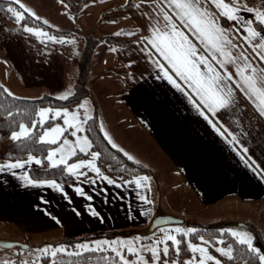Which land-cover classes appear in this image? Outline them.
<instances>
[{
    "label": "crops",
    "instance_id": "obj_1",
    "mask_svg": "<svg viewBox=\"0 0 264 264\" xmlns=\"http://www.w3.org/2000/svg\"><path fill=\"white\" fill-rule=\"evenodd\" d=\"M107 2L110 12H104L101 16L90 13L84 19L85 22L94 21L96 27L108 26L110 29L108 33H101L96 45L90 46L91 53L86 60L88 63L83 76L85 89L81 88L77 97H73L70 87L65 86L66 65L56 54L55 46L50 44L47 46L51 48L50 54L42 56H39L38 51L28 50L26 54L18 56L1 50L0 68H4L6 62L10 64V72L20 88L33 92V89L41 90L43 95L45 92L51 94L48 96L62 94L57 97L60 99L71 93L68 98H75L74 101L70 106L62 107L77 112L84 130L85 121L95 117L107 142L123 155L127 153L125 156L129 160L148 172L126 178L112 177L117 184L111 185L100 179L94 171L78 168V172L84 171L86 174L79 177L72 175L73 183H62L66 196L51 185L31 184L25 179V173L33 179L28 170L41 166L40 160L29 161V157L17 159L25 163L0 170V224H10L16 228L19 235L14 240L21 239L28 245L31 242L51 245L62 238H110L109 234L123 231L145 234L150 232L148 225L156 215L171 214L182 219L188 215L195 222L221 224L228 230L246 232L252 236L253 244L264 253V180L246 164L250 156L264 167V113L261 112L264 105L255 92L251 93V99L244 94V89L237 82L239 73L236 70L237 65L244 63L250 65L243 69L248 74L252 72L251 66L264 69V61L259 59V53L264 52V21L256 19L257 13L264 14V0H220L221 5H229V10L238 9L240 19L236 20L224 16L222 8H218L212 0H205L210 18L228 30L231 44L226 50L237 57L235 62L222 57L219 50L210 52L195 38L187 24L167 5H163V0ZM84 3L89 7L87 0ZM17 4L31 16L35 12L41 18L38 20L43 23L47 21L45 24L51 28L57 22L77 21L76 18L68 17L72 14L69 10L72 8L64 2L62 4L61 0H19ZM157 5L164 6V10L176 22V27L185 32L197 51L205 55L219 72L223 74L226 68L232 73L229 84L234 89L235 100L224 109L218 108V114L213 113L212 120L224 136L211 127L208 119L199 115L192 101L202 105L203 102L159 55L155 45H151L150 40L141 39L151 34L148 17L143 13L152 15L153 26L159 27L164 23L161 15L160 24L156 25L153 9ZM204 6L201 4V7ZM104 14L115 15L101 19ZM249 26L259 35L247 33ZM53 29L59 30L56 27ZM160 30L163 31V27ZM245 35H250L248 41L243 39ZM9 43L5 42L4 47L10 48ZM88 43L91 45L90 41ZM149 45L152 48V60L162 64L180 87L173 85L163 71L146 58L144 47ZM72 59L77 60L76 56ZM221 59H224L223 65ZM129 60L133 64L129 65ZM199 66L202 70L205 68L203 62ZM103 71L107 73L103 74ZM3 74L5 77V69H0V77ZM70 76L73 82L81 76V71L70 70ZM255 82L258 88H264L259 80ZM0 83L5 85L1 79ZM77 105L84 107L77 108ZM203 106L207 108V105ZM85 112L88 113L87 117ZM59 119L62 118L47 120L54 122ZM63 125L64 132L71 135L69 128L72 125H66L65 122ZM104 132L108 133L107 137ZM233 136L236 141L230 144L228 141ZM241 145L248 149L246 155ZM92 150L90 147L85 156H69L68 163L87 159ZM73 151L85 153L78 145ZM7 161H0V164H6ZM141 175L150 178L144 182L148 185L147 189L139 187L133 180L135 176ZM89 178L93 183H89ZM121 180L130 183L121 185ZM77 184L93 197L91 201L87 195L76 192L74 185ZM141 196L146 199L142 200ZM90 203L103 216L102 221L87 209L86 205ZM146 207L151 208L147 217L142 211ZM234 238L240 241L238 237ZM203 245L208 254L206 264H215L210 258L213 256L223 264L218 255L210 250L207 240ZM221 247L226 249L227 244H221ZM212 248L219 255L231 254L228 248L223 253L214 245ZM189 251L190 254L180 262L172 260H176L177 264H185V261L198 264V249L195 253L190 248ZM144 258L151 264V254ZM172 260H169L170 264ZM139 264H143V261ZM157 264H163V261ZM259 264H262L260 259Z\"/></svg>",
    "mask_w": 264,
    "mask_h": 264
},
{
    "label": "snow or ice",
    "instance_id": "obj_2",
    "mask_svg": "<svg viewBox=\"0 0 264 264\" xmlns=\"http://www.w3.org/2000/svg\"><path fill=\"white\" fill-rule=\"evenodd\" d=\"M16 2L19 3V0H16ZM61 3L63 4V0H61ZM212 3L218 8H222L224 16L228 17L229 19H240L238 15V9L231 8L229 10V5H221L220 0H212ZM201 4H205V6L201 7ZM163 5H167L168 8L172 9L179 19L188 25V28L191 30L195 38L200 40L210 52H216L219 50V54L222 57H226L233 62L237 60L236 56L231 55V53L227 52L226 50L227 46L231 44L228 30L220 27L214 18H210V13L208 12L205 0H163ZM163 5H157L153 9V12L156 16V25L160 24L161 15L163 17L164 23L159 27L153 26L152 15H150L148 12L143 13V15L148 17L149 26L151 27V34L149 36L141 37V39L144 41L150 40L151 45H155V50L159 53V55L162 56L163 59L175 69V71L179 74V77L183 78V81L186 82L192 91L196 93V95L203 102V105H207V108H205L201 103H197L195 100L192 101V104L199 115L208 119L211 127L215 129L216 132L220 133L221 136H224V133L221 132V129L217 127V125L213 123L212 120L214 118L213 113L218 114V108L224 109L225 106L231 105L235 100V96L233 94L234 89L229 84V81L232 79V73L228 72L225 68L224 73L222 74L205 55L199 53L195 44H193L188 36L185 35V32L176 27V22L172 19V16H170L168 12L164 10ZM9 9L15 13L16 17L21 16V12L16 11V9L13 8L11 4H9ZM29 11H31V9H29ZM65 11H67V8H65ZM233 13H237V15L234 16ZM32 15L36 16V13L32 12ZM72 18L75 19V16ZM256 19L264 21V14L257 13ZM45 23H47V21H45ZM160 27H163L164 30L161 31ZM53 28H55V25H53ZM27 30L29 32H39L40 35L49 40L56 39L55 36H49L48 33L43 32L42 30H37L35 28H27ZM247 33L251 35H259V33H255L253 28L250 26L247 27ZM128 35H132V33H128ZM60 39L64 43H75V37L68 39L67 37L62 36ZM243 39L248 41L250 39V35H245ZM232 46L235 47V45ZM144 51L147 53L146 58L148 60H152L151 46H145ZM259 59L264 61V52L259 53ZM152 62L156 64L157 69L163 71L164 76H166L173 85L180 87V85L177 84V80L173 78V75H171L162 64L156 62L155 60H152ZM201 62H203L205 65L203 70L199 66ZM128 63L131 65L133 64V61L129 60ZM220 63L223 65L224 59H221ZM249 66V63L237 65L236 70L239 73V79L237 82L240 83L242 89H244V94L246 96L251 99V93L255 92L259 96L261 104L264 105V88H258L255 82L256 80H259L262 84H264V69H258L255 66H251V74L245 73L243 69L248 68ZM0 88H2L7 95L12 96L14 99H20L19 97H16V94L13 93L6 85H0ZM69 95H71V93L64 95L62 99L66 100ZM81 107H84V105H77V108ZM51 111L53 110L50 108H40L36 113L40 117L38 122L43 124L44 121L48 119L47 113ZM261 112L264 113V107H261ZM54 113L56 116H61L63 114V119L66 125H72L77 131L80 130L82 122L77 118V112L71 113V118H69V115L67 114V109L58 108L54 110ZM8 115L11 116L12 114L8 113ZM84 115L87 117L88 113L85 112ZM32 123L35 125L37 121H32ZM101 129H103V125H101ZM61 131H63V129L59 125H56L52 129H45L44 134L39 136V140L41 142H54L55 140L59 139V133ZM30 134L34 135V128L27 127L23 122L19 123L18 131H11L10 133L13 139L26 138ZM73 135H75V132H73ZM104 135L107 137L108 133L104 132ZM108 138L111 140L110 137ZM234 141H236L235 136H233L228 142L232 144ZM65 144H67V141H65ZM76 144L80 147V150L85 153H87L91 147V142L88 140L87 136H77ZM117 147L119 146L117 145ZM241 148H243V152L246 155L248 149L243 145H241ZM55 153H60L58 158L54 156ZM64 153V145H61L60 148H49L47 159L51 161L53 166L63 164L65 166L66 172L69 175L79 177L81 175H85L86 173L84 171L78 172V168L90 169L94 171L100 179L106 181L108 184H117L116 180L108 175H105L102 169L97 166V158L101 155L99 152H91V159L77 160L75 163L67 162V157L73 156L75 154L71 148L67 150L66 155ZM125 155H127V153H125ZM29 161L39 162V158L30 154ZM24 163L25 161L22 160H8L6 164H0V170H3L4 168H14ZM246 164L261 180H264V167H262L260 164H257L250 156L247 157ZM25 179L31 184L51 185L52 188L59 190L61 193H65L62 183H58L55 179L35 180L29 178L27 173H25ZM149 179L150 178L146 175L135 176L133 178L135 184L144 189L148 188V185L144 182L148 181ZM89 183H93L91 178H89ZM127 183H130V181H120L121 185ZM74 187L77 193H80L81 195H87V199L89 201L93 199L91 195H88L84 192V189L80 185L77 184L74 185ZM65 195L67 196L66 193ZM140 198L142 200L146 199L144 196H141ZM41 199H43V197H41ZM86 207L92 215L96 216L101 221L103 220V216H101L100 212L97 211L91 203L87 204ZM142 211L143 215L147 217L151 212V208L146 207ZM49 215H51V213H49ZM190 231L194 232L195 229H190ZM223 231L224 229H221V232ZM228 231L231 232L232 236L238 237L241 243L246 244L248 249L257 253L259 255L260 261L262 264H264V253H261L260 248L253 244V238L250 234L246 232H238L232 229H229ZM175 232L184 233L187 235L185 229L179 226L175 228ZM169 238L175 246V251L179 253L180 248L178 245L181 243V241L177 239L175 234L171 235L170 237H163L165 241H167ZM142 239L145 238L139 235L133 237L116 236L113 238H97L92 240L84 239L74 244V248L78 249L79 252H69L68 254L79 255L88 250H104L113 253L117 258L118 264H139L140 261H143V264H149L148 260L139 255V253L142 251L151 253V264H157V262L160 260L161 251L165 256L168 254V243H164L162 249L156 246L159 241L154 242L151 247H146L144 244H138V242ZM200 239L203 240L204 237L201 236ZM27 247V245L22 246L21 251ZM190 247L194 253L197 249L199 251L200 260L198 261V264H206L208 254L204 245H197L190 242ZM49 249L51 250L50 253ZM219 251L223 253L226 250L221 247ZM65 252V245L56 244L55 247H53L50 244H46L41 249V258L49 254L51 257H56L57 253ZM125 252L129 255H135L136 258L133 260L127 259ZM210 258L215 261V264H220V261L217 260L216 257L213 256ZM13 264H29V261L16 259ZM32 264H39V260L32 262ZM53 264H55V262H53ZM163 264H170V262L168 259H164ZM171 264H177V261L172 260ZM185 264H191V261H185Z\"/></svg>",
    "mask_w": 264,
    "mask_h": 264
},
{
    "label": "trees",
    "instance_id": "obj_3",
    "mask_svg": "<svg viewBox=\"0 0 264 264\" xmlns=\"http://www.w3.org/2000/svg\"><path fill=\"white\" fill-rule=\"evenodd\" d=\"M63 2L70 8H73L76 4L73 0H63ZM9 4H11L16 11L22 10V8L13 0H0V19L2 20L3 26H5V30L9 33L19 34L22 38L29 41V37L25 35L22 29H11L6 27V24L15 18V13L9 9ZM113 15L115 14H104L101 19H105ZM21 21L39 24L57 33L64 32L62 30H56L49 27L47 24L34 18L25 11H23ZM28 50L38 53L37 50L32 48H29ZM38 54L39 56H42V53L39 52ZM106 73L107 71H103V74ZM0 85L2 84L0 83ZM16 97H19L20 99H14L12 96L7 95L2 88H0V161L25 159L31 154L37 156L41 161V166L30 167L28 170L29 175L33 179H55L63 184L73 183V176L66 172L63 164L56 166L46 165V154L50 144L47 142H41L39 140V133L41 128L50 123L52 120H46L43 124H39L36 113L41 106L47 104L50 106H70L75 98H67L65 100L54 96L35 98L21 96ZM8 113H11L12 115L9 116ZM32 121H37V123L32 126V128H34V135L30 134L26 138L8 140L11 131L18 129L19 123L23 122L24 124L31 125L33 124ZM85 131L91 142V149L101 154L97 158L96 162L97 166L102 169L105 175L114 178H126L148 172L146 168L133 163L107 142L98 127L95 117L88 118L85 121ZM85 155L86 153L77 152L71 156V158ZM221 229L224 228L220 226H204L198 228L194 232H190V238L192 240H196L197 237L203 236L209 242L210 250L214 254L218 255L223 264H237L238 262H244L246 264H259V255L257 253L248 249L246 244L235 239L227 232L226 229H224L223 232H221ZM217 237L221 238V244H227V246L230 245V256L219 255L214 251L212 247L215 243H217ZM81 240L82 238H68L66 243H75ZM178 240L181 241L178 245L180 252L177 253L175 251V246L168 241V254L165 256L161 251L159 261H163L164 259H176L180 262L183 257L190 254L184 235L179 234ZM69 252L77 253L79 251L66 250L65 253H57L56 257H52V261H49V256H45L42 259L44 264H53V262H55V264H118L117 258L114 254L104 250H88L79 255H69ZM149 255L150 254L146 255V257H149ZM0 264L7 263L0 261Z\"/></svg>",
    "mask_w": 264,
    "mask_h": 264
},
{
    "label": "rangeland",
    "instance_id": "obj_4",
    "mask_svg": "<svg viewBox=\"0 0 264 264\" xmlns=\"http://www.w3.org/2000/svg\"><path fill=\"white\" fill-rule=\"evenodd\" d=\"M76 4L73 6L71 10L72 14L69 15L68 17L72 18V16H75V18L77 19L76 22L73 23V20L68 21L67 22H57V24H55L56 28H58L59 30H62L64 32L62 33H57L52 31L51 29L41 26L39 24H35V23H30V22H26V21H21V18L23 16V11L19 10V12H21V16L20 17H16L12 20H10L7 24L6 27L11 28V29H22L23 32L25 33L26 36L29 37V41H27L25 38H22L19 34L16 33H8L5 30V26H3L2 20L0 19V51L1 50H7L10 51V54H15V55H23L26 54L28 52L29 48H32L34 50H37L38 52L42 53V54H50V50L51 48L47 47L48 44L55 46V52L57 55H59L61 57V60L63 61V64L65 63L66 68H65V86L66 87H70L69 90H71V93H74L72 96L73 97H77L78 95H80L82 89L84 88L85 85V79L83 78L84 73L86 71V64L88 63L86 60L88 58V56L90 55L91 51H90V46H94L96 45V40H100V35L102 32H107L109 31V27H96L94 21L91 22H85L84 19L90 16V13H92V15L96 14L101 16L104 12H110V10H108V2L107 0H104L103 3L102 0H87L89 2V7H86V4L84 3V0H73ZM35 18H39L37 16H34ZM41 19V18H39ZM81 20V21H80ZM27 26V27H25ZM27 28H35L37 30H42L43 32L48 33L49 36H55L56 39L55 40H49L46 39L44 36L40 35L39 32H29L27 30ZM67 37L68 39H71L73 37H75V43L73 44H68V43H64L61 41L60 37ZM9 41L10 43V48L7 47L5 48V42ZM91 42L90 43L88 42ZM73 56H76V61H74L72 59ZM10 64H8L7 62L4 65V68H0V69H5L6 72V76L4 77V74L0 77V79L5 83V85L13 92L16 94V96H21V97H31V98H35V97H44V96H48L51 94H47V92H45L46 94H42L41 90H35L33 89L35 92H33L32 90H27L25 88H20L18 87V82L17 79L14 78V75L10 72L9 69ZM6 67V68H5ZM70 70L73 72H79L81 71V76H79V78L75 79L72 82V78L70 76ZM25 82V81H22ZM30 83V82H28ZM83 83V86H82ZM73 88H74V92H73ZM82 88V89H81ZM68 89V88H67ZM62 95V94H61ZM61 95L57 96V95H52L55 97H61ZM42 107H46V108H50L53 111L47 113L48 118H54V117H61L62 119L56 120V121H52L53 124H46L41 128V131L39 133V136L44 134V130L45 129H52L54 128L56 125H59L63 131H61L59 133V139L55 140L54 142H47L49 143V148H60L61 145L65 146V155L67 153V150L69 148H71L72 150H74V148L76 147V139L77 136L83 137V136H87L86 131L84 130L82 124L80 126V130L77 131L73 126L71 128H69V132L71 135H69L68 133L64 132L65 126L64 124V119H63V114L61 116H56L54 113L55 109H67V114L69 115V118H71V113L67 107H62V106H50V105H43ZM39 108V109H40ZM74 110V109H73ZM40 120V117L37 115V121ZM47 120V119H46ZM45 120V121H46ZM44 121V122H45ZM39 123V122H38ZM40 124V123H39ZM27 127L32 128L33 124L31 125H27L25 124ZM18 129H16L15 131H18ZM73 132H75V135H73ZM12 136L9 135L8 140H12ZM65 141H67V144H65ZM48 148V149H49ZM90 152H95V151H90ZM60 153H55L54 156H56L57 158L59 157ZM48 156V150H47V154H46V159ZM91 155L89 157H87V159H91ZM67 162H68V157H67ZM47 166H51V161H49L47 159ZM190 216L186 215L183 219L184 222L182 223H174V224H165V225H161L156 227L155 229H153L152 231H150L149 233H135V232H127V231H123V232H119L116 234H109L111 237H116V236H121V237H133L136 235H139L141 237H144L145 239H142L138 242V244H144L146 247H151L154 242L159 241V243L156 245L158 248H163V244L164 243H168V241H170L172 244L173 242L171 241V239L169 238L167 241H165L163 239V237L165 236H171L173 234H175L177 236L178 239V235L182 234L184 235L185 240L187 241V245L188 247L191 249L190 247V242L194 243L197 245H203L206 243V239L204 238L203 240L200 239L201 236L197 237L196 240H192L190 238V229H195L197 230L198 228L204 227V226H220L222 228H224L223 226H221V224H205V223H200V222H195V220L189 219ZM179 226L185 229V232L187 233V235H185L184 233H176L175 232V228ZM226 229V228H224ZM227 232L229 233L228 229H226ZM235 230V229H232ZM19 235V232L16 230L15 227L11 226L10 224H0V241L3 242H15V244L11 245V246H3L0 245V261L1 262H5L7 264H13V262L16 259H23L26 261H29V264H32V262L39 260V264H44L43 259L41 258V249L43 248L44 245H37L35 244V242H31L29 245L24 242L23 240H14V238L16 236ZM231 235V234H230ZM99 238H104V237H99ZM68 238H62L61 240H57L51 243V245L53 247H55L56 244H62L65 245L66 250L70 251V250H77L74 248V244L78 243V242H68L66 243ZM97 239V238H95ZM221 238L217 237V243L214 244V247H216V249H220L221 248V243H220ZM22 241V242H21ZM80 242V241H79ZM23 244H26L28 247L26 249H24L23 251H21V248L23 246ZM174 246V245H173ZM228 248V250H231L230 245L226 247V249ZM225 249V247H224ZM225 249V250H226ZM50 249H49V253H50ZM151 254L150 252L147 251H142L139 253L140 256H145ZM126 258L129 260H133L136 258L135 255H128L125 252ZM49 256V261H52V257L51 255H47ZM45 257V256H44ZM239 264V263H238ZM240 264H244V263H240Z\"/></svg>",
    "mask_w": 264,
    "mask_h": 264
},
{
    "label": "water",
    "instance_id": "obj_5",
    "mask_svg": "<svg viewBox=\"0 0 264 264\" xmlns=\"http://www.w3.org/2000/svg\"><path fill=\"white\" fill-rule=\"evenodd\" d=\"M183 219L173 216L171 214H160V215H156L155 217L152 218V220L150 221L149 225H148V231H152L153 229H155L158 226L161 225H165V224H174V223H182ZM233 222H231L230 224H232ZM15 244V242H3L0 241V245L3 246H11ZM26 244H23V246Z\"/></svg>",
    "mask_w": 264,
    "mask_h": 264
}]
</instances>
